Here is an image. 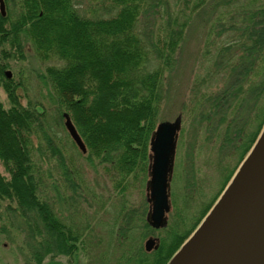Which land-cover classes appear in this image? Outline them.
Here are the masks:
<instances>
[{"label":"trees","instance_id":"obj_1","mask_svg":"<svg viewBox=\"0 0 264 264\" xmlns=\"http://www.w3.org/2000/svg\"><path fill=\"white\" fill-rule=\"evenodd\" d=\"M4 1L0 82L10 107L0 103V162L9 177L0 174V199L16 202L28 253L24 264L72 256L82 230L63 223L42 198L32 141L43 138L54 145L45 108L21 105L19 82L4 77L9 62L23 58V41L39 59L60 62L46 67L41 77L55 93L56 118L62 125L63 114L69 115L86 148L84 154L77 149L81 158L90 166L108 167L120 177L118 186L128 175L147 170L164 74L175 67L192 13H202L205 23L204 62H198L201 74L190 89L199 128L221 139L227 155L239 163L256 140L264 124V0H204L195 12L180 8L175 16L168 0ZM83 1L87 9L78 8ZM63 167L64 182L78 194L79 173ZM223 171L214 201L233 173L227 174V167ZM206 205L183 232L190 217L177 214L156 250L142 252L136 244L128 261L166 264L208 212L211 205ZM145 228L150 229L147 223ZM129 230L120 235L130 238Z\"/></svg>","mask_w":264,"mask_h":264},{"label":"rangeland","instance_id":"obj_2","mask_svg":"<svg viewBox=\"0 0 264 264\" xmlns=\"http://www.w3.org/2000/svg\"><path fill=\"white\" fill-rule=\"evenodd\" d=\"M203 1L168 0V3L175 16L180 8L189 10L193 7L195 12L196 6ZM88 5L87 1H83L78 8L87 9ZM4 10L8 12V3L5 1ZM185 26L184 39L176 53L175 67L170 73L164 74L163 95L156 123L157 126L160 122H172L178 115L181 116L173 168L168 181L170 210L166 214V226L159 230H154L147 223L150 207L147 200L149 145L146 172L130 174L123 180L125 183L121 181L123 184L118 186L120 177L110 172L108 167L90 166L81 158L63 123L61 125L56 118L55 93L41 77L46 67L60 62L39 59L27 41H23V58L9 62L10 67L5 70L10 71L11 79L20 84L16 90L20 104L26 106L28 102L36 103L47 112L54 145L49 147L43 138L32 141V160L42 182V198L63 223L72 229L82 230L81 245L75 254L46 259L43 264H50L51 260L52 264H131L128 261L129 251L132 249L134 253L137 252L135 245L138 244L145 252L144 243L148 238L158 239V248L160 238L169 232V226L174 225L177 214L182 213L186 219L190 217L188 226L180 230L183 232L188 229L191 218H196L204 208L202 206L211 205L214 201L212 198L217 196L220 181L223 182L221 176L224 175V167H227L228 174L239 165L238 158L228 156L225 152L227 149L220 145L221 139L215 140L203 126L199 128L197 117L193 115L190 89L194 77L201 74L198 62H204L201 55L205 36L202 13H192ZM0 103L5 109L10 107L1 82ZM63 164L79 173L76 178L78 194H74L70 185L64 182ZM0 174L9 177L1 162ZM16 207L14 200L0 199V264H24L28 258L25 233H22L23 222ZM146 223L150 229L145 228ZM127 227L130 228V238L120 235Z\"/></svg>","mask_w":264,"mask_h":264},{"label":"water","instance_id":"obj_3","mask_svg":"<svg viewBox=\"0 0 264 264\" xmlns=\"http://www.w3.org/2000/svg\"><path fill=\"white\" fill-rule=\"evenodd\" d=\"M0 13L3 17V0ZM5 76L10 79L11 73L6 71ZM63 119L69 137L84 154L85 145L68 114L64 113ZM180 126L178 115L172 122L158 123L150 138L147 223L154 230L167 224L168 181ZM242 162L237 174H233L235 177H231L167 264H264V125ZM157 246L158 239L148 238L144 250L149 253Z\"/></svg>","mask_w":264,"mask_h":264},{"label":"bare ground","instance_id":"obj_4","mask_svg":"<svg viewBox=\"0 0 264 264\" xmlns=\"http://www.w3.org/2000/svg\"><path fill=\"white\" fill-rule=\"evenodd\" d=\"M242 164H243V162H242ZM242 164H241V165H242ZM241 165H240V166L237 168V170L235 171V175H236V174H237V172L239 171V169H240ZM235 175L233 176V178L235 177ZM233 178H232V179H233Z\"/></svg>","mask_w":264,"mask_h":264}]
</instances>
